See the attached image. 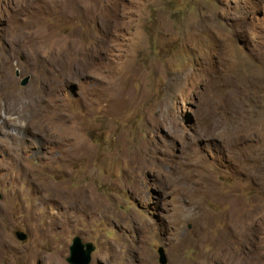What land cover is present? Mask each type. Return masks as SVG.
<instances>
[{
    "label": "rangeland",
    "instance_id": "1",
    "mask_svg": "<svg viewBox=\"0 0 264 264\" xmlns=\"http://www.w3.org/2000/svg\"><path fill=\"white\" fill-rule=\"evenodd\" d=\"M0 194V264H264V0H0Z\"/></svg>",
    "mask_w": 264,
    "mask_h": 264
},
{
    "label": "water",
    "instance_id": "2",
    "mask_svg": "<svg viewBox=\"0 0 264 264\" xmlns=\"http://www.w3.org/2000/svg\"><path fill=\"white\" fill-rule=\"evenodd\" d=\"M16 76L18 74L16 73ZM30 77L28 75L22 77L20 79V85L25 86ZM1 199V194H0ZM15 236L18 240L24 241L27 238V234L23 231H16ZM94 250V245L90 242H82L80 237L75 236L71 240V244L68 248V256L66 257V261L69 264H89L91 261V252ZM159 258L158 261L160 264L167 263V257L165 255L164 249L162 247L158 248Z\"/></svg>",
    "mask_w": 264,
    "mask_h": 264
},
{
    "label": "bare ground",
    "instance_id": "3",
    "mask_svg": "<svg viewBox=\"0 0 264 264\" xmlns=\"http://www.w3.org/2000/svg\"><path fill=\"white\" fill-rule=\"evenodd\" d=\"M4 91V90H3ZM21 107V106H20ZM38 117V116H37ZM5 119H6V117H5ZM218 256V255H217ZM220 260V259H219Z\"/></svg>",
    "mask_w": 264,
    "mask_h": 264
}]
</instances>
